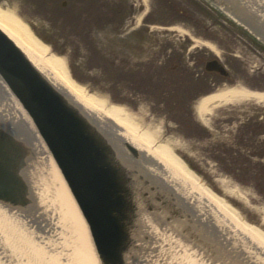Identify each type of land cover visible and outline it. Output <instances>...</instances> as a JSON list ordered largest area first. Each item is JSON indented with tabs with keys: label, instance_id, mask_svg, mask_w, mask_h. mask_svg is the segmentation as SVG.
<instances>
[{
	"label": "water",
	"instance_id": "1",
	"mask_svg": "<svg viewBox=\"0 0 264 264\" xmlns=\"http://www.w3.org/2000/svg\"><path fill=\"white\" fill-rule=\"evenodd\" d=\"M148 161L0 29V264H264Z\"/></svg>",
	"mask_w": 264,
	"mask_h": 264
},
{
	"label": "rangeland",
	"instance_id": "2",
	"mask_svg": "<svg viewBox=\"0 0 264 264\" xmlns=\"http://www.w3.org/2000/svg\"><path fill=\"white\" fill-rule=\"evenodd\" d=\"M0 1L16 3L86 92L169 144L211 189L221 194L218 181H224L248 205L264 209V170L249 158L256 131L264 130V105L226 103L203 118L198 112L205 96L229 85L206 74L208 59L219 58L233 79L264 85V48L211 0ZM230 201L259 222L254 208Z\"/></svg>",
	"mask_w": 264,
	"mask_h": 264
},
{
	"label": "bare ground",
	"instance_id": "3",
	"mask_svg": "<svg viewBox=\"0 0 264 264\" xmlns=\"http://www.w3.org/2000/svg\"><path fill=\"white\" fill-rule=\"evenodd\" d=\"M211 2L235 26L241 29L240 33L249 36L251 40L255 38V43L264 48V0H223L220 3L219 0H211ZM15 5V2L8 4L5 1H0V29L14 43L20 44L21 50L28 52L30 59L39 64L44 71L50 72L54 80L60 81L61 86L67 89L71 96L103 120L111 122L115 128L143 150L147 154L148 164L152 169L168 174L169 179L183 191L186 199L200 215L208 218L210 222L213 221L214 224H222L223 232H231V235L237 238L241 250L252 251L264 259V209L248 205L241 192L224 181H218L221 186V194L211 189L204 180L198 178L188 169L169 144H161L152 134L141 130L123 110L109 106L75 83L69 76L62 57L53 53L49 46L44 45L37 28ZM238 9L247 13L250 19L253 18L258 28L252 24L249 26L243 24L236 17ZM213 60L221 65L223 74L212 70L208 73L222 77L229 82V85L205 96L199 102L198 112L201 118L209 115L215 106L226 103L239 104L243 101H254L264 105V85L255 88L250 85L251 83L246 82L243 76L233 79L231 72L219 58L206 61ZM203 82L205 83V81ZM231 199L240 200L244 207L254 208L259 222H250L245 215H242L243 211L234 207ZM249 211L251 210L249 209Z\"/></svg>",
	"mask_w": 264,
	"mask_h": 264
},
{
	"label": "flooded vegetation",
	"instance_id": "4",
	"mask_svg": "<svg viewBox=\"0 0 264 264\" xmlns=\"http://www.w3.org/2000/svg\"><path fill=\"white\" fill-rule=\"evenodd\" d=\"M249 119H251L250 116H248ZM246 119V121L250 122L251 120ZM245 121V122H246ZM251 134V133H250ZM256 136L259 137L258 139V145L255 146L254 150L250 152V157L254 160H257V163L255 165L250 164L253 168H261L264 170V130H257ZM240 164V163H238ZM264 181V180H263Z\"/></svg>",
	"mask_w": 264,
	"mask_h": 264
}]
</instances>
